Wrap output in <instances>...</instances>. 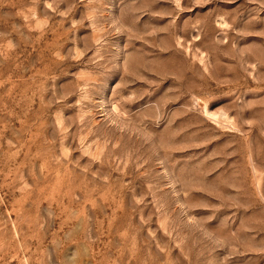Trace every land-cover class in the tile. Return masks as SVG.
<instances>
[{"label":"rangeland","instance_id":"rangeland-1","mask_svg":"<svg viewBox=\"0 0 264 264\" xmlns=\"http://www.w3.org/2000/svg\"><path fill=\"white\" fill-rule=\"evenodd\" d=\"M0 264H264V0H0Z\"/></svg>","mask_w":264,"mask_h":264}]
</instances>
